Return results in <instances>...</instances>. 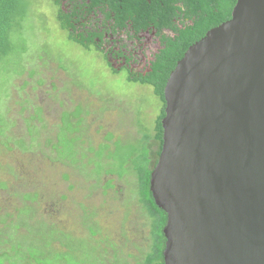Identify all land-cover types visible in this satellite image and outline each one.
<instances>
[{
	"label": "rangeland",
	"instance_id": "374dc122",
	"mask_svg": "<svg viewBox=\"0 0 264 264\" xmlns=\"http://www.w3.org/2000/svg\"><path fill=\"white\" fill-rule=\"evenodd\" d=\"M22 6L0 57V215L20 225L17 240L39 245L45 264H89V242L100 245L104 264L115 256L136 264L150 226L133 172L99 180L92 168L101 147L107 162L115 142L153 133L162 103L151 85L128 81L126 70L114 74L101 53L71 41L53 0ZM64 242L69 252L55 255Z\"/></svg>",
	"mask_w": 264,
	"mask_h": 264
},
{
	"label": "water",
	"instance_id": "95a60500",
	"mask_svg": "<svg viewBox=\"0 0 264 264\" xmlns=\"http://www.w3.org/2000/svg\"><path fill=\"white\" fill-rule=\"evenodd\" d=\"M151 174L164 264H264V0L192 44L165 90Z\"/></svg>",
	"mask_w": 264,
	"mask_h": 264
},
{
	"label": "trees",
	"instance_id": "16d2710c",
	"mask_svg": "<svg viewBox=\"0 0 264 264\" xmlns=\"http://www.w3.org/2000/svg\"><path fill=\"white\" fill-rule=\"evenodd\" d=\"M23 1L0 0V57L8 54L11 45V31L17 24H20L21 18L26 14V9L22 6ZM94 1L96 5H100L103 0ZM111 1H114L111 7L116 13L126 14L136 21L138 24L137 29L151 26L156 28L168 27L176 33L175 37L167 38V47L159 55L158 62L152 69L151 74L145 78L136 76L134 79V81H139L142 84L151 85L154 94L162 103L160 114L155 120L153 133L150 134V132L144 131L142 138L130 143L115 142V148L109 152L107 162L104 161L105 155L103 147H101L102 153H100L101 150L95 153L97 160L92 168L99 180L102 179L103 174L127 176L133 172L132 176L134 178L131 181L136 183L137 200L141 209L149 217L150 226L148 244L141 251V256L135 259L136 264H164V250L166 247L164 228L168 221V214L156 204L151 190V174L163 148L164 130L162 119L166 114L164 90L171 72L177 66L178 61L183 58L188 48L204 37L210 29L229 20L238 0H122L123 8L121 3H117L116 0ZM174 18L179 19L180 25L175 23ZM60 20L64 28L72 27L71 23L64 24L65 22H63L61 16ZM119 20L122 21L121 18ZM58 142L61 143V140ZM73 148L74 156L72 158H75L77 152ZM57 149H59V146ZM83 157L76 159L82 163L81 159ZM81 165L85 166L84 164ZM96 168H100L99 173L95 171ZM110 181L108 185L111 184ZM0 209L2 208L0 207ZM7 222H12V220L10 214L6 212L0 215V250L3 249L1 251L7 259L0 258V264H4L6 261L11 264H45L44 258L48 255L38 250L39 245H27L23 239L17 240L15 229H18L20 225L13 227L12 224L8 225ZM97 222L95 221V225ZM91 230L93 235L98 232L93 228ZM33 231L35 230L33 229ZM29 233L32 234V230H29ZM103 239L102 241H106ZM64 245L65 250L63 251L54 249L55 255L57 252L63 253L62 255L69 252V246L65 242ZM89 245L92 248L95 247L92 250V258L87 259L89 264H104L101 262V255L97 253L101 249L100 245H94L91 242H89ZM6 246H10V249L5 250ZM103 249L106 250V248ZM115 257L118 260L114 264H131L130 261H127L128 257ZM83 264L86 263L83 261Z\"/></svg>",
	"mask_w": 264,
	"mask_h": 264
},
{
	"label": "flooded vegetation",
	"instance_id": "af4514ba",
	"mask_svg": "<svg viewBox=\"0 0 264 264\" xmlns=\"http://www.w3.org/2000/svg\"><path fill=\"white\" fill-rule=\"evenodd\" d=\"M121 1L116 0L117 3ZM53 2L60 24V16L64 24H72L67 29L61 25L67 30L69 39L86 50L101 53L114 74L126 70L128 81L133 83H140L134 81L136 76L145 78L151 74L159 55L167 47V38L176 36L168 27L137 29L138 24L133 18L113 10L114 1L111 0H103L100 5L94 0ZM174 20L180 25L178 18Z\"/></svg>",
	"mask_w": 264,
	"mask_h": 264
}]
</instances>
